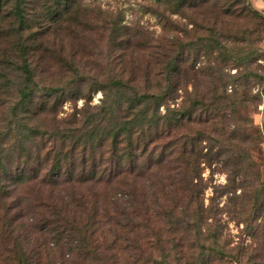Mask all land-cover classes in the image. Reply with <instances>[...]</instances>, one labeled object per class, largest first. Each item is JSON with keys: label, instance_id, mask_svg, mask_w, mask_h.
<instances>
[{"label": "trees", "instance_id": "obj_1", "mask_svg": "<svg viewBox=\"0 0 264 264\" xmlns=\"http://www.w3.org/2000/svg\"><path fill=\"white\" fill-rule=\"evenodd\" d=\"M11 1L0 0V7ZM156 2L182 14L191 28L188 40L176 38L171 50L164 47L168 53L155 56L140 89L134 74L98 81L74 71L59 84L48 71L52 50L44 38L51 29L65 32L62 23L78 11L71 2L39 29L26 16L24 0H15L12 39L0 42V108L9 109L0 132L1 259L33 264L38 247L47 246L61 250L62 264H264V180L246 179L251 166L237 143L245 138L233 131L221 139L211 122L215 110L226 108L216 86L227 88L224 68L251 73L264 61V14L250 0ZM113 23L117 35L120 25ZM199 63L208 65L200 76L215 85L210 96L176 102L177 78L184 80ZM88 86L89 93H103L100 105L91 107L86 98L81 110L74 104V112L59 119L66 99L85 98ZM194 125L199 128L190 132ZM215 158L230 171L223 186L233 198L228 212L260 246H230L221 219L209 221L225 206L213 205V198L205 205L203 170ZM32 192L39 236L25 240L14 224L19 214L10 213L23 202L27 207L23 193Z\"/></svg>", "mask_w": 264, "mask_h": 264}, {"label": "rangeland", "instance_id": "obj_2", "mask_svg": "<svg viewBox=\"0 0 264 264\" xmlns=\"http://www.w3.org/2000/svg\"><path fill=\"white\" fill-rule=\"evenodd\" d=\"M71 2L73 9L78 11L79 16L76 14L72 19L68 18L62 23L65 32L53 33V29H51L49 37L45 36L44 38L49 43L47 47L52 50L51 55L49 54L51 58L48 62V71L50 75L56 77L55 80L59 84H62V81L70 80L74 71H76L75 74H81L87 79L98 81L112 76L128 78L134 74L133 82L135 85L139 86L140 89H145L146 78L152 75L155 66V56L158 53L160 56L161 53H168L171 50L173 40L175 42L176 38L188 40L189 35L185 34V30L191 28L189 20L183 18L182 14L172 11V9H165L156 0H24V9L27 17L36 19L33 26L40 29L51 26L57 17L58 10L63 9ZM250 2L254 8L264 12V0H250ZM14 4L15 0H12L0 7V42L3 45L7 40L12 39L9 24L13 20L10 12ZM113 22L117 23L118 26L120 25L117 35L112 34L114 31L111 32ZM27 31L30 32L29 29ZM55 34L60 36H54ZM127 39L132 40L129 47L127 46ZM51 44L53 46H50ZM260 46L264 49V39ZM144 54L146 56L142 59ZM160 60H164V57L162 56ZM152 61L153 63H151ZM202 67L208 70L207 64L199 63L184 80L179 81L177 78V85L181 89L178 92L176 102H186L194 96L203 95L206 99L210 96L215 85L211 84L210 77L200 76L199 71ZM250 70L251 73H245V70L239 69L236 73L237 69L224 68L222 76L226 82L224 87L227 88L221 89L223 83L218 81L216 86L218 96L223 98L226 108L215 110L211 122L217 126L216 136L218 137L220 134L221 139H227L226 133L233 131L237 132L241 138H245L244 142L239 139L237 143H242L248 156L245 164L251 166L246 179L253 181L255 176H259L263 181L264 61L260 60L254 63ZM197 76L200 78L196 80ZM83 96L85 98L80 97L76 102L68 97L60 109L58 118L70 116L74 112V104L77 109L81 110L87 101L86 98L91 99V107L99 106L103 93L94 91V89L89 93L88 86ZM8 111L7 108H0V132H5L7 129V120L5 119ZM197 112L198 116L203 113L201 109ZM202 123L204 127L210 126L208 123ZM188 127L190 132L199 128L197 125H194L192 130L190 126ZM212 161L213 163L206 165L203 170V176L208 183L204 192L205 205L212 204L211 198H213V205L218 203L220 207L225 206L222 210L223 213L221 211L217 214L212 212L210 214L212 218L209 221L215 225L216 222L219 223V218L221 219V224L225 228L223 229L224 237L230 241V246H235L238 243L260 246L261 241L243 231V225L238 226L235 221L236 218L228 212L229 209H232L233 204L230 201L233 198H231V194L223 193V186L229 184V167L219 163L216 158ZM241 178L237 179V185L242 181ZM240 191L241 189H238L237 193ZM37 198L36 192L29 195L23 193V199L27 201L29 207H24L26 203L23 202L21 207L10 213L12 218L15 214H19L15 218L14 224L19 226L18 230L25 240L28 238L35 240L39 236L38 228L41 214L40 208L35 205ZM4 215L5 212L0 209V216ZM0 246H3L1 240ZM36 252L33 264H62V252L56 247L49 249L47 246H40ZM0 264L14 263L7 259L5 261L0 257ZM67 264H71V262H67Z\"/></svg>", "mask_w": 264, "mask_h": 264}, {"label": "crops", "instance_id": "obj_3", "mask_svg": "<svg viewBox=\"0 0 264 264\" xmlns=\"http://www.w3.org/2000/svg\"><path fill=\"white\" fill-rule=\"evenodd\" d=\"M263 9H264V5H263ZM264 13V12H263Z\"/></svg>", "mask_w": 264, "mask_h": 264}]
</instances>
